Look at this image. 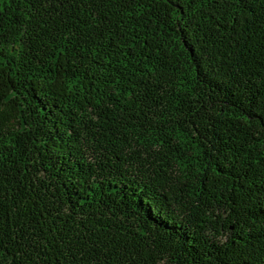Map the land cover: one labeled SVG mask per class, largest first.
<instances>
[{
	"label": "trees",
	"instance_id": "obj_1",
	"mask_svg": "<svg viewBox=\"0 0 264 264\" xmlns=\"http://www.w3.org/2000/svg\"><path fill=\"white\" fill-rule=\"evenodd\" d=\"M0 264H264V0H0Z\"/></svg>",
	"mask_w": 264,
	"mask_h": 264
}]
</instances>
